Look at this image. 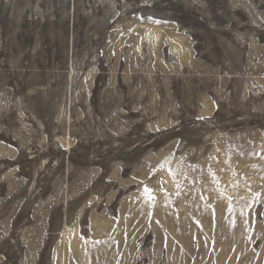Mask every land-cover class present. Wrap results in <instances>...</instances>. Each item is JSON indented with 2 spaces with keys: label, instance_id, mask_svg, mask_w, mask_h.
<instances>
[{
  "label": "rangeland",
  "instance_id": "rangeland-1",
  "mask_svg": "<svg viewBox=\"0 0 264 264\" xmlns=\"http://www.w3.org/2000/svg\"><path fill=\"white\" fill-rule=\"evenodd\" d=\"M0 264H264V0H0Z\"/></svg>",
  "mask_w": 264,
  "mask_h": 264
},
{
  "label": "bare ground",
  "instance_id": "bare-ground-1",
  "mask_svg": "<svg viewBox=\"0 0 264 264\" xmlns=\"http://www.w3.org/2000/svg\"><path fill=\"white\" fill-rule=\"evenodd\" d=\"M244 163H245V162H244ZM224 177H225V176H224ZM227 177L229 178V176H226V178H227Z\"/></svg>",
  "mask_w": 264,
  "mask_h": 264
},
{
  "label": "snow or ice",
  "instance_id": "snow-or-ice-1",
  "mask_svg": "<svg viewBox=\"0 0 264 264\" xmlns=\"http://www.w3.org/2000/svg\"><path fill=\"white\" fill-rule=\"evenodd\" d=\"M148 191H150V190H148Z\"/></svg>",
  "mask_w": 264,
  "mask_h": 264
}]
</instances>
